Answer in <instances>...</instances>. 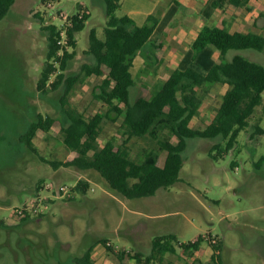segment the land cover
Wrapping results in <instances>:
<instances>
[{
  "label": "rangeland",
  "instance_id": "obj_1",
  "mask_svg": "<svg viewBox=\"0 0 264 264\" xmlns=\"http://www.w3.org/2000/svg\"><path fill=\"white\" fill-rule=\"evenodd\" d=\"M182 1L196 13L186 15L175 0L121 1L118 14L131 12L140 23L150 14L162 19L135 57L132 98L150 97L177 67L192 64L204 70L219 59L214 47L198 50L193 45L204 23L264 34V0H245L236 7L227 2L217 5V0ZM78 10L91 16L76 33L77 46L70 48L74 55L67 61L65 76L58 80L54 74L39 89L49 48L43 25H61ZM106 23L103 0H16L0 21V264H78L75 257L90 248L98 264H121L117 254L122 251L130 254L127 264H210L215 239L222 242L223 264H264V161L258 164L264 156V135L251 136L254 122L262 118L264 126L262 106L237 143L222 155L214 148L225 141L221 135L188 138L180 179L149 196L125 197L96 169L44 161L41 156L64 161L76 154L65 143L60 125L37 132L32 139L36 152L23 143L39 113L68 124V110L77 109L87 118L103 115L100 145L111 138L119 143L127 138L135 161H142L149 150L164 160L159 140L177 141L173 132L159 127L157 137L147 133L128 138L124 115L113 108L123 104L102 98L103 76L84 71L86 63L95 62L87 51L90 31L95 28L103 36ZM235 53L264 65V50L232 49L228 59ZM72 76L76 79L68 80ZM227 87L219 83L202 91L205 98L191 120L193 127L205 128L214 118ZM79 179L90 181L87 193L72 190ZM24 208L30 217L24 218ZM168 233L176 235V251L151 263L132 257L135 252L150 254L153 238ZM199 235L205 238L199 248L182 252L179 244ZM104 239L115 251L107 249Z\"/></svg>",
  "mask_w": 264,
  "mask_h": 264
},
{
  "label": "trees",
  "instance_id": "obj_2",
  "mask_svg": "<svg viewBox=\"0 0 264 264\" xmlns=\"http://www.w3.org/2000/svg\"><path fill=\"white\" fill-rule=\"evenodd\" d=\"M16 0H0V21L11 11ZM107 23L103 36L98 35L95 28L90 31L88 52L95 56L94 63H86L84 71L88 75L103 76L101 97L107 102L118 99L123 106L113 104L118 115L123 114L124 124L127 125L128 138L143 136L147 133L157 137L159 127L169 128L177 137V141L168 138L160 139L159 146L165 151L164 160L154 150L146 151L142 161L130 157L128 139L121 143L114 138L104 145L99 144L100 127L103 115L96 113L87 118L77 109L68 110V124L62 119L50 114H38L24 134L23 143L31 150L37 151L32 139L39 130L49 131L53 126L60 125L64 131L65 143L76 154L64 161H44L54 166H74L79 169H96L109 183L125 197H142L156 193L161 187H169L177 182L183 166V151L190 137H217L221 135L224 142H217L214 148L217 155L231 149L238 141L240 132L250 125L257 108L264 109V65L235 53L228 59L232 49L264 50V34L259 31L230 30L224 25L205 24L193 41L196 49L211 46L219 50V59L212 64L208 71H200L195 66L185 69L175 68L169 77L158 87L150 97L141 95L132 98L131 89L135 83L132 66L140 50L150 41L159 18L150 14L143 24H138L129 13L118 14L122 0H103ZM245 0H217L215 4L227 2L234 6L243 4ZM89 11L78 10L68 17L61 25L45 23L43 28L48 30V59L41 72L38 87L43 89L55 74L57 79L65 76L67 61L73 57L77 46L76 33L83 30L90 18ZM44 20L43 16H41ZM45 22V20H44ZM76 76L68 80H75ZM219 83L227 84L222 94L216 115L205 128H195L191 120L201 107L205 94L204 89ZM54 84V82H53ZM205 91V90H204ZM261 119L254 122L251 136L264 135ZM264 161V156L258 164ZM262 163V162H261ZM90 188L88 179H79L72 187L73 191L87 193ZM28 218L29 211L24 208ZM199 235L195 240L180 243L182 252L188 249H198L204 240ZM177 241L173 233L156 235L152 241V251L144 256L135 252L132 257L139 262L151 263L168 251H176L173 244ZM110 251H115L112 244L102 240ZM221 240L211 242L213 252L210 264H223L221 257ZM121 264H127L129 252H119ZM78 264H98L93 259L90 248L84 255L75 257Z\"/></svg>",
  "mask_w": 264,
  "mask_h": 264
},
{
  "label": "crops",
  "instance_id": "obj_3",
  "mask_svg": "<svg viewBox=\"0 0 264 264\" xmlns=\"http://www.w3.org/2000/svg\"><path fill=\"white\" fill-rule=\"evenodd\" d=\"M175 2H176V5H177V7L180 9V11H182L183 13H185L186 15H193V14H195L196 13V10L194 9V8H191V7H189V5H187L185 2H183L182 0H175ZM229 5H231V6H233V7H236V6H234V5H232V4H229ZM129 14L131 15V16H133L134 17V15L131 13V12H129ZM134 19H135V17H134ZM136 20V19H135ZM169 21V20H168ZM136 22L138 23V24H143L144 22H138L137 20H136ZM162 22V19L160 18V20L158 21V24H157V27H156V29H155V31H154V33H156V31H157V28H158V26L160 25V23ZM205 24H212V25H224V26H227L230 30H232V31H234V30H241V31H249V30H243V29H233V28H231V27H229L228 25H225V24H213V23H204L202 26H200V28L197 30V32H196V34H195V36H194V38H193V41H194V39L196 38V36L198 35V33H199V31H200V29L205 25ZM255 31V30H254ZM154 33H153V35H154ZM151 38H152V36H151ZM157 41H159V40H157ZM206 47H211V46H206ZM216 49V48H215ZM217 50V49H216ZM219 56H220V52H219ZM215 63V62H214ZM213 63V64H214ZM189 66H195V65H187L186 67H177V68H181V69H185V68H187V67H189ZM212 65H210V66H208L207 67V69H200V68H198V69H200V71H203V72H206V71H208L209 70V68L211 67ZM196 67V66H195Z\"/></svg>",
  "mask_w": 264,
  "mask_h": 264
},
{
  "label": "built area",
  "instance_id": "obj_4",
  "mask_svg": "<svg viewBox=\"0 0 264 264\" xmlns=\"http://www.w3.org/2000/svg\"><path fill=\"white\" fill-rule=\"evenodd\" d=\"M60 189H61V190H65L66 188H65V186H61ZM36 210H37V209H36Z\"/></svg>",
  "mask_w": 264,
  "mask_h": 264
}]
</instances>
